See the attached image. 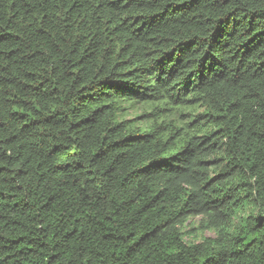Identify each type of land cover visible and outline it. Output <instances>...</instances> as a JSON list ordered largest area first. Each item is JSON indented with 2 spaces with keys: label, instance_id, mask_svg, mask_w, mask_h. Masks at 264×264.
<instances>
[{
  "label": "trees",
  "instance_id": "16d2710c",
  "mask_svg": "<svg viewBox=\"0 0 264 264\" xmlns=\"http://www.w3.org/2000/svg\"><path fill=\"white\" fill-rule=\"evenodd\" d=\"M0 264H264V0H0Z\"/></svg>",
  "mask_w": 264,
  "mask_h": 264
},
{
  "label": "rangeland",
  "instance_id": "374dc122",
  "mask_svg": "<svg viewBox=\"0 0 264 264\" xmlns=\"http://www.w3.org/2000/svg\"><path fill=\"white\" fill-rule=\"evenodd\" d=\"M195 221H197V218L194 220V222H195ZM196 233L198 234V232H196ZM197 236H198V235H197ZM203 236H204V237H210L211 234L208 233V232H206V233L203 234Z\"/></svg>",
  "mask_w": 264,
  "mask_h": 264
}]
</instances>
